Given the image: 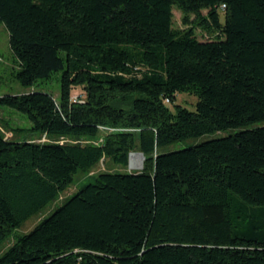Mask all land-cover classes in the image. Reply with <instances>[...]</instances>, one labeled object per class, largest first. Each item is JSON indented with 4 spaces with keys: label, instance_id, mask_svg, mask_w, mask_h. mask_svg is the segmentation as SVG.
Returning <instances> with one entry per match:
<instances>
[{
    "label": "trees",
    "instance_id": "16d2710c",
    "mask_svg": "<svg viewBox=\"0 0 264 264\" xmlns=\"http://www.w3.org/2000/svg\"><path fill=\"white\" fill-rule=\"evenodd\" d=\"M0 23L22 86L60 81L0 94L31 123L0 129V246L78 172L146 157L84 183L0 264H264V0H0ZM184 91L196 109L171 110Z\"/></svg>",
    "mask_w": 264,
    "mask_h": 264
},
{
    "label": "rangeland",
    "instance_id": "374dc122",
    "mask_svg": "<svg viewBox=\"0 0 264 264\" xmlns=\"http://www.w3.org/2000/svg\"><path fill=\"white\" fill-rule=\"evenodd\" d=\"M174 13V24L178 27H186L190 25L189 23L184 22V12L178 8H173ZM194 14L189 13V19L192 21L194 18ZM199 33L202 31V28H198ZM15 66L14 57L12 51L10 49L9 44V33L6 26L3 23H0V94L4 93H22L25 91H29L32 88H38L45 91H50L54 94L55 97H58L60 94V81L57 74H54L51 78L46 81L41 82L39 85H36L32 88H25L22 86L18 80L12 75V69ZM82 92L81 87H76L73 90V93L80 94ZM198 101V96L189 92H178L176 95V100L174 103H168V106L171 110H175L176 104H181L183 106L188 107L191 110L196 109V103ZM125 107H129L125 105ZM31 126V123L26 115L20 113L17 110L8 108V107H0V129L4 132L6 137H17L24 138L27 137V130ZM16 128H21L22 130H18ZM25 129V130H24ZM18 130V131H17ZM114 129L102 127L100 134L95 139H82L83 141H92L94 143H102L108 138L112 136L111 133ZM228 132V131H227ZM227 132H217L215 135H205L199 138H191L185 141H177L163 150H174L183 148L188 145L195 144L199 141L207 139L211 136H218L226 134ZM32 139L40 140V141H49L53 140L46 135L36 136L31 134ZM60 141L71 140L68 138H61ZM137 152L142 154L141 166H134L131 162V154ZM146 161V157L141 151L133 150L129 153V163L127 166L118 165L114 163L111 159H104L98 163L96 167L91 169L88 172H78L75 181L72 185H70L67 190L61 193L59 198L55 200L53 203L49 204L42 211L37 214L32 215L28 220L24 222V224L15 229L11 236L0 246V254L6 249L11 243L15 241V239L21 235L32 229L44 216L48 215L56 206H59L66 197L70 196L73 192H75L80 186L88 181H92L101 171L104 170H114L118 172L125 171H135L141 170L144 168Z\"/></svg>",
    "mask_w": 264,
    "mask_h": 264
},
{
    "label": "bare ground",
    "instance_id": "6f19581e",
    "mask_svg": "<svg viewBox=\"0 0 264 264\" xmlns=\"http://www.w3.org/2000/svg\"><path fill=\"white\" fill-rule=\"evenodd\" d=\"M142 154L134 152L131 154V162L134 166H141Z\"/></svg>",
    "mask_w": 264,
    "mask_h": 264
},
{
    "label": "built area",
    "instance_id": "2783aa9c",
    "mask_svg": "<svg viewBox=\"0 0 264 264\" xmlns=\"http://www.w3.org/2000/svg\"><path fill=\"white\" fill-rule=\"evenodd\" d=\"M77 96H78V95H76V94L74 95L75 99H77Z\"/></svg>",
    "mask_w": 264,
    "mask_h": 264
}]
</instances>
